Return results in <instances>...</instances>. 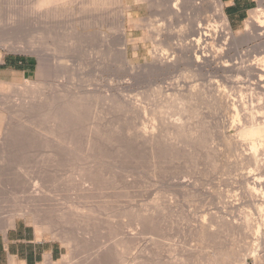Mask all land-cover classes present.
Returning a JSON list of instances; mask_svg holds the SVG:
<instances>
[{"label": "rangeland", "instance_id": "1", "mask_svg": "<svg viewBox=\"0 0 264 264\" xmlns=\"http://www.w3.org/2000/svg\"><path fill=\"white\" fill-rule=\"evenodd\" d=\"M38 1L0 0V63L24 57L38 66L28 80L0 77V232L22 219L61 243L62 259L48 264H264L245 257L258 227L264 238V206L249 194L264 170L245 160L264 117L260 78L245 72L264 66V32L245 29L264 2L232 24L221 0L238 39L222 61L239 69L224 74L196 71L173 52L187 43L192 10L178 19L128 0H63L38 13ZM214 11L199 23L222 24ZM163 55L176 66L155 67Z\"/></svg>", "mask_w": 264, "mask_h": 264}, {"label": "bare ground", "instance_id": "2", "mask_svg": "<svg viewBox=\"0 0 264 264\" xmlns=\"http://www.w3.org/2000/svg\"><path fill=\"white\" fill-rule=\"evenodd\" d=\"M38 1V0H37ZM70 1V0H69ZM79 1V0H78ZM89 1H92L93 3L95 2V1H97V0H89ZM99 1V0H98ZM104 1V3L105 2H107V0L105 1V0H103ZM103 1L101 0V2H102V6H104V4H103ZM108 1H110V0H108ZM115 1H117L118 3H120V4H122V3H124V1L125 0H115ZM115 1H113V2H115ZM129 2H132L133 4H135L136 6H138V7H140V6H142V5H145V6H147V7H150V8H152V9H154V8H165L166 10L168 9V15L170 14H174L175 15V18L177 17L178 19L181 17V16H183L182 15V13L183 12H181V10H182V8L184 9V11H185V9L186 10H192L193 12H195V14L192 16V17H190V20H189V24L187 25L188 26V30H186V32H187V37H186V39H187V43H185V45H181L180 44V46L178 45L176 48H175V50H173V52L175 51L176 52V54L178 53L179 55L177 56L176 54H174V55H176L178 58H179V62H181V63H186V62H188L189 63V65L190 66H192V68H196V71H202V70H204L206 67H212V66H216V68L220 71V72H223L224 74H228V72L232 69L233 70V68H230V67H236L235 65L234 66H231V65H229V63H226V64H228V65H225V62L223 63V59H224V61H226V57L225 58H223L224 56H223V54H226L227 53V50H226V53L224 52L225 51V49L228 47V46H230V42L231 41H233L234 39H235V41H237L238 39H236V37H233L232 35V31H231V26H230V23H229V21H228V19L226 18V15L223 13V11H222V9L220 8V7H222L221 6V0H213L212 2L211 1H208V0H200L201 2L199 3L198 1L199 0H128ZM80 2V1H79ZM81 2H83V1H81ZM80 2V3H81ZM175 2V3H174ZM262 2H264V0H262ZM95 3H97V2H95ZM99 3H100V1H99ZM70 4H71V2H70ZM106 4V3H105ZM172 4L174 5V6H172ZM30 5V4H29ZM31 5H33V3L31 4ZM66 5V3H65V1L63 2V0H39L38 1V3H37V9L36 10H38V9H50L51 10V8L50 7H52L53 9L55 8V9H58L60 6H61V8L62 7H64ZM80 5V4H79ZM82 5L84 6V7H82L81 9H84L85 8V5H84V3H82ZM82 5H80V6H82ZM88 5V4H87ZM96 5H98L99 7L101 6V5H99V4H96ZM133 6V5H132ZM34 7V6H33ZM29 8V7H28ZM75 8V7H74ZM101 8V7H100ZM54 9V10H55ZM65 9V8H64ZM79 9H80V7H79ZM91 9V8H90ZM211 9H213V10H215L217 13V15L219 16V18H221L220 20H221V23L222 24H217L216 22H214L215 20H204V22L202 23V24H200L199 22H201V18H203V19H205V14H207V12H209L210 13V11H211ZM33 10V9H32ZM42 10H41V12H42ZM50 10H45L46 12L47 11H50ZM67 10H69V9H67ZM86 10V9H85ZM92 10V9H91ZM95 10V9H94ZM93 10V11H94ZM164 10V9H163ZM57 11V10H56ZM65 11V10H64ZM81 11V10H80ZM100 11V10H99ZM183 11V10H182ZM214 11V12H215ZM40 11L38 10V13H39ZM46 12H44V13H46ZM58 12V11H57ZM95 12V11H94ZM167 12V11H166ZM37 13V12H36ZM48 13V12H47ZM46 13V14H47ZM82 13V12H81ZM186 13V12H185ZM63 14V13H62ZM70 14V13H69ZM79 14V13H78ZM211 14V13H210ZM215 14V13H214ZM40 15V14H39ZM54 15V14H53ZM74 15V14H73ZM122 15V14H121ZM208 15V14H207ZM210 17H212L211 15H209ZM209 16H207L208 18H209ZM214 16V15H213ZM217 16V17H218ZM59 17V16H58ZM87 17V16H86ZM206 17V18H207ZM39 18V17H38ZM44 18V17H43ZM46 18H47V16H46ZM64 18V17H63ZM131 19V18H130ZM182 19V18H181ZM211 19V18H210ZM215 19V18H214ZM218 19V18H217ZM8 20V19H7ZM13 20V18H10V20H9V22H11ZM38 20V19H37ZM43 20V19H42ZM42 20H40V21H42ZM188 20V19H187ZM248 21H246V29H245V33H246V31H247V33L248 34H252V33H254V32H259V31H263L264 32V7L262 6V7H260L259 9H257V11L256 12H254V13H252L251 14V16H250V18L249 19H247ZM14 21V20H13ZM44 21H46V20H44ZM121 23V22H120ZM124 23V22H123ZM46 25V24H45ZM119 25V24H118ZM117 25V26H118ZM122 25V24H121ZM153 25V24H152ZM151 25V26H152ZM116 26V27H117ZM154 26V25H153ZM156 26V25H155ZM118 27H122V26H118ZM143 28V27H142ZM119 29V28H118ZM124 29V28H123ZM155 29V28H154ZM164 29V28H163ZM254 32H253V31ZM112 31V30H111ZM121 31H124V30H122V28H121ZM120 31V32H121ZM154 31H156V30H154ZM170 31V30H169ZM161 32V31H160ZM163 32V31H162ZM159 33V32H158ZM261 33V32H260ZM122 34H125V32L124 33H122ZM153 34V33H152ZM155 34V33H154ZM179 34V33H178ZM239 34V33H238ZM161 35V34H160ZM247 35V34H246ZM246 35H244V36H246ZM254 35V34H253ZM252 35V36H253ZM261 35V34H260ZM50 36V35H49ZM123 36V35H122ZM172 36V35H171ZM241 36V38H242V34L240 35ZM173 37V36H172ZM249 36H247V38H248ZM254 37V36H253ZM153 38V37H152ZM169 38V37H168ZM238 38V37H237ZM165 39V38H164ZM171 39V38H170ZM240 39V38H239ZM243 39V38H242ZM172 40V39H171ZM245 41H246V38L244 39ZM124 41V40H123ZM170 40H168V44H170V45H172V43H170L169 42ZM186 41V40H185ZM174 42V41H173ZM241 42H243L242 40L239 42L240 44H241ZM122 43V42H121ZM181 43H183V42H181ZM233 43H234V41H233ZM237 43V42H236ZM165 44V43H164ZM235 44V43H234ZM152 45V44H151ZM175 44H173L172 46H174ZM11 46V45H10ZM24 47V46H23ZM21 48V47H20ZM19 48V49H20ZM25 48V47H24ZM23 48V49H24ZM62 48V47H61ZM229 48V47H228ZM22 49V48H21ZM259 50V49H258ZM11 51V50H10ZM19 51H21V50H19ZM27 51V50H26ZM31 51V50H30ZM32 51H34L33 49H32ZM31 51V52H32ZM57 51V50H56ZM35 52H37V51H35ZM149 52V51H148ZM224 52V53H223ZM157 53V52H156ZM171 53V52H170ZM32 54H33V52H32ZM36 54V53H35ZM45 54V53H44ZM50 54V53H49ZM159 54V53H158ZM38 55V54H37ZM46 55V54H45ZM165 55H167V54H165ZM165 55H163V56H161L162 58H160L159 59V61H158V63L156 64V65H154L155 67H157L158 69H160L161 70V68H166V66H168V67H170V68H172V67H175L176 65L174 64V62H175V60L176 59H178L177 57L175 58V59H171V58H169V56L168 57H166ZM40 56V55H39ZM165 56V57H164ZM172 56V55H171ZM170 56V57H171ZM223 56V57H222ZM55 57V56H54ZM54 57H52V58H54ZM51 58V59H52ZM193 58L195 59V61H196V65H193L194 63H193ZM222 58V59H221ZM55 59H56V61H58L57 60V58L55 57ZM55 59H54V61L53 62H55ZM260 59V58H259ZM48 60L50 61V59L48 58ZM53 60V59H52ZM229 60H230V58H229ZM47 60H44L43 61V63L44 62H46ZM48 61V62H49ZM177 61V60H176ZM177 61V62H178ZM194 61V62H195ZM260 62H262V63H264V54L262 55V57H261V59L259 60ZM1 62V61H0ZM51 62V61H50ZM49 62V63H50ZM60 62V61H59ZM176 62V63H177ZM58 63V62H57ZM57 63H55L56 65H57ZM237 63V62H236ZM51 64H53L52 66H54V63H51ZM51 64H49V65H51ZM187 64V63H186ZM44 65V64H43ZM46 65H47V63H46ZM61 65H63V64H61ZM256 65H260V64H254V65H251V66H249V68H246L245 67V72H251L252 73V75H253V73L255 74H257L258 76H259V78H260V80L259 81H261V83L259 84H255L256 85V87H258L260 90H262V91H264V66H262V67H259V66H256ZM52 66H50V68L52 67ZM59 66H60V64H59ZM58 65H57V67L56 68H58L59 67ZM65 66V65H64ZM64 66H61V67H64ZM153 66V65H152ZM61 67H59V68H61ZM164 68V69H165ZM237 68V70L239 69L238 67H236ZM244 68V67H243ZM42 69V68H41ZM52 69V68H51ZM51 69H50V71H51ZM63 69V68H62ZM195 70V69H194ZM236 70V69H235ZM240 70H241V67H240ZM62 71V73L64 72L63 70H61ZM54 72H56V71H54ZM53 72V73H54ZM58 72V71H57ZM56 72V73H57ZM231 72V71H230ZM237 72V71H236ZM52 73V74H53ZM241 73V72H240ZM58 74H59V72H58ZM256 74L254 75V76H256ZM60 75V74H59ZM249 75V74H248ZM57 76V75H56ZM63 76V75H62ZM56 80V79H55ZM60 80H61V78H60ZM239 80V79H238ZM58 81H59V79H58ZM57 81V82H58ZM64 81V80H63ZM230 81V80H229ZM226 82V81H225ZM61 83V82H60ZM63 85V84H62ZM249 85V84H248ZM50 86V85H49ZM56 86H58V85H56ZM236 86V85H235ZM237 87V86H236ZM239 88V87H238ZM42 90V89H41ZM62 90V89H61ZM32 91V90H31ZM54 91V90H53ZM59 91V90H58ZM259 92V91H258ZM36 93V92H35ZM58 93V92H57ZM39 94V93H38ZM62 94V93H61ZM32 95V94H31ZM57 97H59L58 95H57ZM56 98V97H55ZM66 97H64V99H65ZM192 98V97H191ZM196 98V97H195ZM187 99V98H186ZM190 99V98H189ZM75 101V100H74ZM190 101V100H189ZM216 101H217V99H216ZM237 101V100H236ZM57 102V101H56ZM188 102V101H187ZM229 102V101H228ZM54 103H55V101H54ZM60 103V102H59ZM68 105H69V103L68 102H66ZM237 103V102H236ZM66 104V105H67ZM77 104V103H76ZM85 104V103H84ZM248 104V103H247ZM65 105V104H64ZM44 106H45V104H44ZM60 106V105H59ZM134 106V105H133ZM188 106V105H187ZM246 106V105H245ZM32 107V106H31ZM53 107V106H52ZM69 107V106H68ZM68 107H65L66 109L68 108ZM224 108H225V106H223ZM28 108H29V106H28ZM38 108H39V106H38ZM54 108V107H53ZM57 108H59V107H57ZM65 108H63V109H65ZM70 108H72L73 109V107H70ZM94 108V107H93ZM136 108V107H135ZM138 108V107H137ZM184 108V107H183ZM25 109H27V108H25ZM24 109V110H25ZM65 109V110H66ZM69 109V108H68ZM75 109V108H74ZM223 109V108H222ZM226 109H227V107H226ZM234 109H236V107L234 108ZM22 110V109H21ZM29 110V109H28ZM46 111V110H45ZM54 111H55V109H54ZM185 111V110H184ZM229 111V110H228ZM262 111V110H261ZM16 112V111H15ZM65 112V113H64ZM131 112H133V111H131ZM138 112V111H137ZM188 112V111H187ZM51 113V112H50ZM56 113H59V112H56ZM55 113V114H56ZM60 113H62L61 111H60ZM59 113V114H60ZM140 113H142L141 111H140ZM236 113V112H235ZM254 113V112H253ZM263 113V112H262ZM47 114V113H46ZM63 114H65L66 115V111H64L63 110ZM127 114V113H126ZM139 114V113H138ZM260 114V113H259ZM258 114V115H259ZM48 115V114H47ZM50 115V114H49ZM231 115V114H230ZM246 115V114H245ZM40 116V115H39ZM69 116H70V112H69ZM53 117V116H52ZM62 117V119H63V116H61ZM248 117V116H247ZM253 117V116H252ZM74 118V117H73ZM146 118V117H145ZM261 118V117H260ZM37 119V118H36ZM54 119H55V116H54ZM85 119H87V118H85ZM244 119V118H243ZM137 120V119H136ZM69 121V120H68ZM244 121V120H243ZM260 121H262V119H260ZM54 122H56L55 120H54ZM62 122V121H61ZM248 122V121H247ZM255 121H249L247 124H249L248 126L250 127H253L254 129H255V123H254ZM51 123V122H50ZM235 123V122H234ZM257 124H259V123H257ZM56 125V124H55ZM139 125V124H138ZM144 125V124H143ZM188 125V124H187ZM244 125V124H243ZM260 125V129H261V127H262V130L261 131H257V134H254L253 136L255 137H252V138H254V139H250L249 140V146H250V144H251V146H252V150H251V152L248 154V152H247V154H246V157H247V159L245 158V160L247 161V164H249V166H252V165H255V166H257L258 167V169L260 168V169H262V170H264V117H263V121H262V124L260 123L259 124ZM142 126V125H141ZM181 126V125H180ZM234 126H236V125H234ZM245 126V125H244ZM145 127V126H144ZM178 127V126H177ZM184 127H186V125L184 126ZM191 127V126H190ZM189 127V128H190ZM197 127V126H196ZM221 127V126H220ZM219 127V128H220ZM247 127V126H246ZM250 127V128H251ZM257 127H259V126H257ZM256 127V128H257ZM134 128H136V127H134ZM171 128V127H170ZM180 129L182 128V127H179ZM178 128V129H179ZM205 128V127H204ZM207 128V127H206ZM209 128V127H208ZM253 128H251V129H253ZM138 129H140V128H138ZM137 129V130H138ZM145 129H147L146 127H145ZM182 129H184V131L185 130H187V129H185V128H182ZM181 129V130H182ZM227 129V128H226ZM259 129V130H260ZM44 130V129H43ZM136 130V131H137ZM198 130V129H197ZM196 130V131H197ZM245 130V129H244ZM258 130V129H257ZM60 131V130H59ZM141 131H144V129L142 128L141 129ZM147 131V130H146ZM180 130H178V132H179ZM183 131V130H182ZM195 131V132H196ZM140 132V131H139ZM145 132V131H144ZM152 132H153V130H152ZM194 132V133H195ZM199 132V131H198ZM251 132V131H250ZM131 133V132H130ZM129 133V134H130ZM138 133V132H137ZM147 133V132H146ZM155 133V132H154ZM181 133V132H180ZM190 133H192V132H190ZM55 134V133H54ZM148 134V133H147ZM153 134V133H152ZM199 134V133H198ZM252 134V133H251ZM200 135V134H199ZM186 136H188V135H186ZM250 136V135H249ZM156 137H158V136H156ZM182 137V136H181ZM189 137V136H188ZM248 137V136H247ZM194 137H192V139H193ZM137 139V138H136ZM145 139L147 140V141H152V140H154L153 142H155L156 140L154 139V137H148V136H146L145 137ZM241 139V138H240ZM239 139V140H240ZM242 140V139H241ZM240 140V141H241ZM59 141V140H58ZM245 141V140H244ZM185 142V141H184ZM230 142V141H229ZM239 142V141H238ZM238 142H233L232 144H228V145H230V146H239V144L240 143H238ZM170 143V142H169ZM200 143V142H199ZM147 144V143H146ZM149 144V143H148ZM177 144V143H176ZM243 144V143H242ZM159 145V144H158ZM248 145V144H247ZM146 146V145H145ZM245 146V145H244ZM59 147V146H58ZM153 148V147H152ZM243 148V147H242ZM238 150V149H237ZM244 150V149H243ZM246 150V149H245ZM243 152V151H242ZM245 152V151H244ZM156 153V152H155ZM150 154V153H149ZM244 154V153H243ZM161 155V154H160ZM161 158V157H160ZM251 164V165H250ZM254 166V167H255ZM261 170V171H262ZM252 174V173H251ZM251 174H248V175H244L243 176V178H244V181L245 182H248V184H249V182L251 181ZM84 178H86V177H84ZM80 179V178H79ZM253 181V180H252ZM91 182V181H90ZM86 184V183H85ZM82 185V184H81ZM87 185V184H86ZM253 185H254V187H251L249 190H250V192H249V194H256L257 196H256V198L254 197V195H253V198L254 199H251V200H254V202H256V204H258L260 207H262L261 209H263V206H264V178L263 177H255L254 178V183H253ZM37 186V185H36ZM91 186V185H90ZM85 187V186H84ZM95 187V186H94ZM38 189V188H37ZM94 189V188H93ZM43 190V189H42ZM46 190V189H45ZM87 190H89V189H87ZM34 191V190H33ZM41 191V190H40ZM82 191V190H81ZM37 192V191H36ZM51 193V192H50ZM91 193V192H90ZM30 194V193H29ZM37 195V194H36ZM29 196V195H28ZM87 196V195H86ZM31 197V196H30ZM43 197H45V196H43ZM80 197H81V195H80ZM28 198V197H27ZM35 198V197H34ZM37 198V197H36ZM85 199V198H84ZM37 202V201H36ZM40 203V202H39ZM37 205V204H36ZM233 206V205H232ZM233 209H234V207H232ZM74 213V212H73ZM72 213V214H73ZM5 215H7V214H5ZM10 215V214H9ZM4 216V215H3ZM8 216V215H7ZM25 216V215H24ZM263 216V215H262ZM8 217H10V218H8ZM7 218L8 219H10V220H8L7 221V225L9 226V225H12V223H13V221H14V218H15V216L14 215H10V216H8ZM5 218H6V216H5ZM2 219H3V217H2ZM1 219V220H2ZM4 220V219H3ZM6 220V219H5ZM147 220V219H146ZM149 220H151V219H149ZM253 220V219H252ZM144 221V220H143ZM219 221V220H218ZM249 221V220H248ZM217 222V221H216ZM155 223V222H154ZM212 223V222H211ZM248 223V222H247ZM2 224V223H1ZM163 224V223H162ZM146 225V224H145ZM223 225V224H222ZM162 226V225H161ZM147 227V226H146ZM202 230H206V231H208L209 230V228H208V230L206 229L207 227H206V224H205V222L203 223V225L200 227ZM257 228V227H256ZM146 229V228H145ZM225 229V228H224ZM237 229V228H236ZM239 229V228H238ZM241 229H242V227H241ZM255 229V228H254ZM149 230V229H148ZM151 231V230H150ZM149 231V232H150ZM206 231H205V233H206ZM244 231V230H243ZM153 232V231H152ZM255 232V231H254ZM253 232V233H254ZM201 233H202V231H201ZM205 233H203V236H204V234ZM207 233H209V232H207ZM248 233V232H247ZM260 233V227H258L257 228V231H256V235H257V243L256 244H253V245H255V248L253 249V248H251V247H245L246 249L245 250H247V251H249V248H251V251L249 252V253H245L244 255H245V257L246 258H256L257 256L258 257H260V258H263V260H264V250H262L263 248V246H264V238L263 237H260L261 235L259 234ZM129 234V233H128ZM126 235V234H125ZM124 235V236H125ZM210 235V234H209ZM260 235V236H259ZM201 236V235H200ZM242 237V236H241ZM244 237V236H243ZM131 238V237H130ZM247 239V238H246ZM249 240V239H248ZM113 242V241H112ZM121 242V241H120ZM254 242V241H253ZM116 243V242H115ZM246 245V244H245ZM89 246V245H88ZM97 246V245H96ZM95 246V247H96ZM247 246H249V245H247ZM254 247V246H253ZM108 248V247H107ZM253 249V250H252ZM121 251V250H120ZM123 251V250H122ZM121 251V252H122ZM246 251V252H247ZM125 252V251H124ZM82 253V252H81ZM95 254V253H94ZM127 254V253H126ZM239 254V253H238ZM79 255V254H78ZM98 255V254H97ZM244 255H242V257H244ZM239 256V255H238ZM238 256H236V258H235V262L234 263H239V262H241V260H242V257L240 256V258L238 257ZM238 257V258H237ZM257 257V258H258ZM98 258V257H97ZM96 258V259H97ZM221 260V259H220ZM232 260V259H231ZM234 260V259H233ZM94 261V260H93ZM126 261V260H125ZM243 261V260H242ZM245 261V260H244ZM128 262V261H127ZM125 263V262H124ZM244 264V263H243Z\"/></svg>", "mask_w": 264, "mask_h": 264}, {"label": "crops", "instance_id": "3", "mask_svg": "<svg viewBox=\"0 0 264 264\" xmlns=\"http://www.w3.org/2000/svg\"><path fill=\"white\" fill-rule=\"evenodd\" d=\"M232 24L245 20L255 0H222ZM38 66L24 57H5L0 63V77L31 79ZM63 257V245L37 232L26 220L16 221L0 232V264H48Z\"/></svg>", "mask_w": 264, "mask_h": 264}, {"label": "built area", "instance_id": "4", "mask_svg": "<svg viewBox=\"0 0 264 264\" xmlns=\"http://www.w3.org/2000/svg\"><path fill=\"white\" fill-rule=\"evenodd\" d=\"M247 264H257V263H255L254 261H250Z\"/></svg>", "mask_w": 264, "mask_h": 264}]
</instances>
